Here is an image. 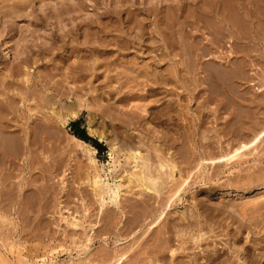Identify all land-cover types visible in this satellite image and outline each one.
<instances>
[{
  "label": "rangeland",
  "instance_id": "374dc122",
  "mask_svg": "<svg viewBox=\"0 0 264 264\" xmlns=\"http://www.w3.org/2000/svg\"><path fill=\"white\" fill-rule=\"evenodd\" d=\"M0 7V106L8 103L0 109V264H264V0H0ZM215 7L220 17L211 13ZM116 37L123 40L120 52L111 45ZM163 38L175 54L180 45L193 52L174 57L187 61L176 74L179 81L167 93L124 104L133 109L142 101L148 112L163 110V124L150 118L135 128L115 120L131 137L118 136L112 151L89 133L88 109L65 124L54 119L43 130L32 124L39 110H11V96L21 91L11 84V71L20 73L13 72L15 80L25 70L31 75L24 80L82 87L93 47L113 49L96 61L103 63L98 73L123 70L110 64L119 53L124 62L137 58L140 69L155 63L160 69L170 64L169 57L158 62ZM74 64L84 67L83 83L71 80ZM83 88L90 102L91 92ZM93 115L95 127L104 122L107 133L111 118ZM30 124L35 130L24 155L18 128ZM75 128L90 138L80 139L92 153L71 138ZM11 139L19 144L14 154ZM241 143L247 147L228 160ZM134 149L148 158L128 162ZM159 156L175 168L164 169L155 190L135 188L130 176L142 167L143 176H156ZM95 169L104 185H121L118 207H100L91 183Z\"/></svg>",
  "mask_w": 264,
  "mask_h": 264
},
{
  "label": "bare ground",
  "instance_id": "6f19581e",
  "mask_svg": "<svg viewBox=\"0 0 264 264\" xmlns=\"http://www.w3.org/2000/svg\"><path fill=\"white\" fill-rule=\"evenodd\" d=\"M53 1V0H52ZM216 1V0H215ZM224 1V0H223ZM3 2V1H2ZM117 2V1H116ZM119 2V1H118ZM123 2V1H121ZM213 2V1H212ZM211 3V2H210ZM220 4H218V7H219ZM15 6V5H14ZM212 6V5H211ZM210 6V7H211ZM216 6V5H215ZM237 6V5H236ZM239 6V5H238ZM17 7V6H15ZM21 7V6H20ZM234 7V6H233ZM1 8V7H0ZM212 8V7H211ZM221 8V7H220ZM229 9V7H228ZM237 9V7H236ZM125 11V9H123ZM147 10V9H146ZM203 10V9H202ZM224 10V9H223ZM230 10V9H229ZM234 10V9H233ZM242 10V9H241ZM19 11V10H18ZM130 11V10H128ZM210 11V9H209ZM127 12V11H126ZM222 12V11H221ZM227 12V10H226ZM131 13V12H129ZM208 13V12H207ZM213 14V16L216 18V17H220L221 15L219 13H217V7H215V10L211 12ZM210 13V14H211ZM223 13V12H222ZM227 14V13H226ZM243 14V13H242ZM129 15V14H128ZM177 15V14H176ZM244 15V14H243ZM117 16V15H116ZM248 16V15H247ZM246 16V17H247ZM130 17V16H129ZM212 18V17H211ZM224 18V17H223ZM257 18V17H256ZM220 19V18H219ZM222 20V19H220ZM219 20V21H220ZM127 21V20H126ZM226 21V20H225ZM117 22V21H116ZM143 22V21H142ZM119 23V22H118ZM128 23H129V20H128ZM217 23V22H216ZM223 23V22H222ZM234 23V22H233ZM142 24V23H141ZM218 24V23H217ZM227 24V23H226ZM178 25V24H177ZM224 25V24H222ZM101 26V25H100ZM234 25H232L233 27ZM236 26V25H235ZM118 27V26H117ZM121 27V26H120ZM105 28V27H104ZM131 28V27H129ZM224 28V27H223ZM126 29V28H124ZM219 29V28H218ZM89 30V29H88ZM102 30V29H101ZM225 30V29H224ZM227 30V29H226ZM238 30V29H237ZM111 31V30H110ZM155 31V30H154ZM231 31V30H230ZM83 32V31H82ZM99 32V31H98ZM101 32V31H100ZM122 32V31H121ZM106 33V32H105ZM104 33V34H105ZM109 33V32H108ZM178 34V33H176ZM68 35V34H67ZM88 35V33H87ZM93 35V34H92ZM127 35V34H126ZM131 35V34H130ZM179 35V34H178ZM84 36V35H83ZM140 36V35H139ZM79 37V36H78ZM119 37V36H118ZM130 37V36H129ZM134 37V36H133ZM141 37V36H140ZM164 37V36H162ZM75 38V37H74ZM93 38V36H92ZM104 37L102 38H99V39H103ZM138 38V37H136ZM144 38V37H143ZM96 39V38H95ZM124 39V38H123ZM181 39V38H180ZM97 40V39H96ZM109 40V39H108ZM111 40V45L115 46L117 49L116 51L120 52V50L122 49L120 45V42L121 40H118V38L116 37V39H110ZM74 41V40H73ZM103 41V40H102ZM105 41V40H104ZM103 41V42H104ZM123 41V40H122ZM161 41V40H160ZM162 41L164 42L163 44H160V47L163 49V56L159 57V61L160 62L161 60L163 59H166V57H169L170 59L168 60V62H170V64L167 63V66H165L164 68H157L156 64L155 63L153 66H150L149 65H146L147 67H145L144 69H140L137 67V62H136V59H133L132 61H127V62H124V60H122L124 57H121L120 53L117 57H114V58H111V62L110 64L112 65H121L123 68V70H117L116 67H113L114 69L116 68V71L115 73H111L110 69L109 71H104L103 73H98V68L99 66H102L103 63H100V62H96L98 60V58H100L101 56H105L109 53L112 52V50H107V49H100L99 47H93L91 49V51H93V56L95 57L93 59L94 62H91L93 65L91 66V68H89V71H90V74L88 76V79H86L85 81V77L87 78V76L81 74V68H84V67H80L77 65L73 66V68L71 69V72L70 74L71 75V80L75 83L76 80H79L81 83H83L82 81L84 80L85 84L87 85L84 86L85 84L83 83V86L84 87L83 89H88L87 92L88 94L91 92V95L90 97H93L92 100L90 98V102H88L89 100L86 101V99L83 98V92L81 91L82 87H77V85H72L69 87V85L66 87L65 85L59 83L58 81L57 82H53L51 83L49 80H42L40 83H36L35 80L31 81V79L29 78H23V76L25 77H30L28 75H31L29 74V72H25V74H21L22 75V84H17L19 83V81L21 80H18L15 78L18 77V75H20V73L18 75H16V71H11V78L14 79V81L11 82V84H13V86L17 85L18 88H20L19 90V93L17 94H13V96H11V99H10V102H11V110H20V108L22 109H26V110H32V109H35V110H39V114H33V117L36 118L34 120L33 117H31V119L33 120L32 121V124L36 127V129L38 128L40 130H43L42 128H46V126L48 125V122H54L55 120H59L61 123L65 124L67 123L69 120H72V119H75L79 116V114L81 113V111H84L86 109L90 110V121H89V125L87 127L89 133L91 134H94V135H97V137L99 138V140H103L105 141L106 143L109 144L110 148H111V151L114 150L115 146L113 147L114 143H115V140L118 136H121L123 139V141H126L129 137V134L126 133V135H122L123 132H127L126 131V127L125 129H123V125H126V126H133L135 128H137L138 125H141L143 124L144 122L147 121V119L149 120L150 118L151 119H156L158 121L159 124H163V119H161V116L162 115V111L163 110H153L152 107V111H149L146 109L147 108V105L146 104H142V101L141 104L140 102H136L135 105H132V108L133 109H125L124 108V104L127 103V102H130L129 100L131 99H141V100H144V99H148V97H156V95L159 93H162V91L165 90V93H167L166 91H168L169 89H174V85H172V83H176L179 81V76L176 75V74H179L180 75V71H183V69L180 70V67L182 68H185L186 65L185 63V60L182 59V60H175L174 57L176 54H181L182 57L186 56V55H190V54H193V52H189L187 51V49H185L183 47V45H180L178 47V50H180V53H173V50L174 47L172 45L169 44V42H167V40L165 38L162 39ZM169 41V40H168ZM216 41V40H215ZM71 42V41H70ZM92 42V41H91ZM99 44H101L100 46H103L102 43H100L98 41ZM129 43V42H128ZM176 43V42H175ZM98 44V46H99ZM109 44V43H108ZM131 44V42H130ZM133 44V43H132ZM182 44V43H181ZM124 45V44H123ZM126 45V44H125ZM104 46H107L104 44ZM103 46V47H104ZM173 48H172V47ZM185 46V45H184ZM92 47V46H91ZM127 47V46H125ZM124 47V48H125ZM90 48V46H89ZM114 48V47H113ZM119 48V49H118ZM121 48V49H120ZM169 49V50H168ZM51 50V49H50ZM168 50V51H167ZM73 52V51H72ZM91 53V52H90ZM66 54V53H65ZM72 54V53H71ZM123 56L124 54L121 53ZM112 55V54H111ZM127 55V54H126ZM108 56V55H107ZM106 56V57H107ZM114 56V55H113ZM116 56V55H115ZM69 57V56H68ZM120 57V58H119ZM136 57V56H135ZM134 57V58H135ZM157 57V56H156ZM93 58V57H92ZM127 58V57H126ZM64 59V58H63ZM79 59V58H78ZM35 60V59H34ZM62 60V59H61ZM70 60V59H68ZM66 60V61H68ZM100 60V59H99ZM98 60V61H99ZM157 60V59H156ZM87 61V60H86ZM90 61H92L90 59ZM88 60V62H90ZM22 63H20L21 65H23V63H26L27 61L26 60H23L21 61ZM79 62V61H78ZM34 63V62H33ZM98 63V64H96ZM100 63V64H99ZM19 64V63H18ZM17 64V65H18ZM35 64V63H34ZM53 64V63H52ZM65 64V63H64ZM81 64V63H80ZM82 64H84V60L82 62ZM109 64V65H110ZM159 64V63H158ZM70 65V64H69ZM73 65V64H72ZM95 65V66H94ZM108 65V66H109ZM26 65H24V68H25ZM83 66V65H82ZM89 66V65H88ZM87 66V67H88ZM23 68L20 67V69ZM86 68V66H85ZM18 69V68H17ZM88 69V68H87ZM23 71V69H21ZM66 70V69H65ZM69 70V69H67ZM112 70V69H111ZM195 72L197 70V73L200 74L202 73V70L199 72V67H197L196 69L194 68ZM20 71V70H19ZM88 71V70H87ZM185 71V70H184ZM17 76V77H12L14 76V74ZM22 72V73H24ZM68 72V71H67ZM194 72V73H195ZM64 73V72H63ZM62 73V74H63ZM66 73V72H65ZM7 74V73H6ZM77 75V76H75ZM205 76V75H204ZM8 77V76H6ZM54 77V76H53ZM69 77V75H68ZM207 77V76H205ZM70 78V77H69ZM68 78V79H69ZM184 78V77H182ZM204 78V77H202ZM11 79V80H12ZM65 79V78H64ZM100 79H102L101 81H99ZM207 79V78H206ZM18 80V81H17ZM63 80V79H62ZM61 80V81H62ZM70 80V79H69ZM17 81V82H16ZM35 81V82H34ZM66 81V80H65ZM183 81V80H182ZM198 82V84H201V81L202 79H198L196 80ZM14 82V83H13ZM39 82V81H38ZM77 82V81H76ZM79 82V83H80ZM94 82H98L96 83V85L94 84ZM113 82H115L117 84V87H114L113 89L110 88L111 84H113ZM4 83V81H3ZM67 83V82H66ZM72 83V84H74ZM80 83V84H81ZM203 83V82H202ZM5 84V83H4ZM7 84V83H6ZM77 84V83H76ZM186 84V83H185ZM169 85H172L169 87ZM177 85V84H176ZM8 86V84H7ZM169 87V88H167ZM176 87V86H175ZM17 88V89H18ZM105 88H107L105 90ZM66 89V91L64 90ZM13 90V89H12ZM50 90L51 92L50 93H46V91ZM99 90H101L100 92H98ZM84 91V90H83ZM18 92V91H17ZM86 92V93H87ZM85 94V93H84ZM90 95V94H89ZM64 97V98H62ZM86 97V96H84ZM9 99V97H8ZM74 99V100H72ZM106 101L107 104L104 105L102 104V101ZM5 101H7L5 99ZM34 102V103H30V104H34V106L32 105H29L28 102ZM166 102V101H165ZM170 102H168L169 104ZM1 104V102H0ZM8 104V103H7ZM7 104L5 103L4 105L7 106ZM171 104V103H170ZM3 105V104H2ZM0 106V109H4L6 106ZM162 105H165V103H162ZM161 105V106H162ZM8 105V107H10ZM2 107V108H1ZM160 108V107H159ZM168 108L166 112L168 113H171V110H169V107H166ZM8 109V108H7ZM164 109V108H163ZM10 110V109H9ZM109 110H112V111H109ZM97 112L99 111L100 113L104 114V113H107V117L108 118H111V123L109 124V126L111 127L110 129H108L107 133L104 132V129H105V126L103 125L104 122H99V125H97L95 127V124H97L98 122H94L95 120V116L93 115V112ZM38 112V111H37ZM165 113V112H164ZM148 114V116H147ZM41 116V117H40ZM104 117V116H103ZM171 117V116H170ZM38 118H41V119H38ZM38 119V120H37ZM55 119V120H54ZM47 122H45V121ZM115 120H118L119 122L118 123H115ZM146 120V121H145ZM31 121V120H30ZM170 121V118L167 116L165 119H164V122L165 123H169ZM31 125V127H29V129L27 128H22V126H20L21 128H18V131L20 129V132H22L23 134V137H21V135L19 134L20 132H18V134L20 135V140H19V143H21L20 145V149L22 150V153H24V155H26V151H27V148L30 146V135L31 133H33V129L35 130V128H33V125ZM28 125V124H27ZM16 126V125H15ZM25 126V125H24ZM17 128V127H16ZM33 128V129H32ZM5 129V128H4ZM49 129V128H48ZM45 130V129H44ZM98 130V131H97ZM14 131L11 130V133H13ZM39 132V131H38ZM263 132V131H262ZM17 133V132H16ZM45 133V131H44ZM261 133V132H260ZM260 133L256 134L253 139H252V142L254 143L256 140H258L260 138ZM8 134V133H7ZM131 135V134H130ZM120 137V138H121ZM38 138V137H37ZM71 138L79 145L80 148H82L83 150L86 151V153H92L95 149L90 146L88 143H86L85 141L81 140V139H78L76 138L75 136H71ZM130 139V138H129ZM32 140V139H31ZM12 143H11V154H14L15 152H18L19 151V144L16 143V141L14 140V142L16 143H13V140L11 139ZM21 141V142H20ZM24 141V143H22ZM119 141V140H118ZM141 141V139H140ZM246 142V141H245ZM26 143V144H25ZM140 143V142H139ZM138 143V144H139ZM137 145V144H136ZM28 146V147H27ZM22 147V148H21ZM112 147L114 149H112ZM136 147V146H135ZM245 147H247L246 144H240V146L238 148H235V149H232L231 151V155L229 157H227V159H231L232 157H237V154H238V151L241 150V149H244ZM30 148V147H29ZM28 148V149H29ZM138 148V147H137ZM234 148V147H232ZM30 152V150L28 151ZM110 155H112V153H110ZM162 156V155H161ZM159 156V158L156 160L158 161V165H159V168H158V171L159 169H161L159 172L160 173H156L155 175L156 176H152L150 175L149 173L146 174L145 176L142 175V173H144V170L143 167L141 169V171H137L136 173L134 172L133 175H131L130 177L132 178L133 177V180H131L132 182H135V188H136V184H137V187H140L142 188L143 190L145 191H148L149 192V189H148V185L151 186V188L153 190H155L156 188V184L158 183V181L161 179L163 180V175L166 173V171L164 169L166 168H169V170H172L175 168V165L169 160V159H166L164 157H161ZM227 156V155H225ZM224 156V157H225ZM111 157V156H110ZM221 157V156H220ZM127 158V161H133L134 162H141L142 163V160L145 161L147 158L145 156H143L141 154V151L139 149H134V151H132L129 156L126 157ZM89 159H90V162L93 164L94 161L93 159L91 158V156H89ZM136 159H142V160H137L135 161ZM95 160V159H94ZM227 160V161H228ZM128 161V162H129ZM226 161V160H225ZM139 163V164H141ZM144 164L147 165V161L144 162ZM198 164V163H197ZM196 164V166H197ZM137 167L138 166V163L136 164ZM135 165V166H136ZM150 165V164H149ZM199 165V164H198ZM94 166V165H93ZM141 166L143 165H140V168ZM154 167V166H153ZM95 168V166L93 167ZM112 169V168H111ZM137 169V168H136ZM150 169V167H149ZM153 170V169H152ZM147 171V169H146ZM154 173V172H153ZM92 175V174H91ZM172 174H169V177H171ZM148 176V177H147ZM91 178V177H90ZM135 179V180H134ZM261 179V178H260ZM130 180V178H129ZM187 180V179H185ZM164 181V180H163ZM162 181V182H163ZM184 181V180H183ZM254 181V180H253ZM260 181V180H259ZM264 182V178L261 179V182ZM92 190L94 192V195L96 196V198L98 199L99 201V205L100 207H103L105 204H107L108 202H110L111 204H114V206L118 205L119 206V202H120V194H118V190L120 189V184L119 185H116L115 186V189H111V187H108V184L106 183V185L103 184V181L100 177V174L97 172V170L95 169L94 170V174L92 176ZM239 183V182H238ZM246 183V182H245ZM255 183V182H254ZM260 183V182H259ZM236 184V183H235ZM234 184V185H235ZM242 184V183H241ZM263 184V183H261ZM183 185V184H182ZM253 185V184H252ZM261 186H264V185H261ZM180 187V185H179ZM178 187V188H179ZM176 188V189H178ZM250 189V188H248ZM179 190V189H178ZM177 190V191H178ZM117 191V192H116ZM224 194V193H223ZM120 195V196H119ZM106 196L109 198V201H107L108 198H106ZM173 196V195H172ZM106 199V200H105ZM172 199V198H171ZM231 199V198H230ZM259 204V203H258ZM257 205V204H256ZM117 206V207H118ZM227 207V206H226ZM262 207V206H261ZM254 208V207H253ZM256 208V207H255ZM245 210L241 211L240 210V213L241 215L245 216ZM247 212V211H246ZM85 214V212H84ZM72 217V216H71ZM246 217V216H245ZM259 217V216H258ZM74 221V220H73ZM191 223V222H190ZM72 226H75V223H71ZM87 240H89V237L87 238ZM166 243V242H165ZM170 254V253H169ZM121 257V255H120ZM116 258V257H115ZM122 258V257H121ZM121 258H118V259H121ZM117 259V260H118ZM204 259V258H203ZM117 263V261H116Z\"/></svg>",
  "mask_w": 264,
  "mask_h": 264
},
{
  "label": "trees",
  "instance_id": "16d2710c",
  "mask_svg": "<svg viewBox=\"0 0 264 264\" xmlns=\"http://www.w3.org/2000/svg\"><path fill=\"white\" fill-rule=\"evenodd\" d=\"M77 125L76 122L72 123V125ZM73 134L75 136H78L79 138L78 139H84V140H89L90 138L85 134V131L82 129V128H75L73 130ZM97 147L98 148H101V146L99 144H97Z\"/></svg>",
  "mask_w": 264,
  "mask_h": 264
}]
</instances>
